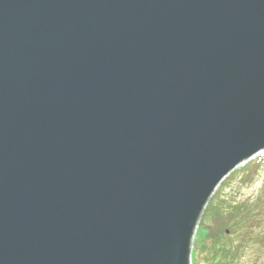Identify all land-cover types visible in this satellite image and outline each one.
<instances>
[{
	"label": "water",
	"instance_id": "obj_1",
	"mask_svg": "<svg viewBox=\"0 0 264 264\" xmlns=\"http://www.w3.org/2000/svg\"><path fill=\"white\" fill-rule=\"evenodd\" d=\"M264 149V0H0V264H189Z\"/></svg>",
	"mask_w": 264,
	"mask_h": 264
},
{
	"label": "rangeland",
	"instance_id": "obj_2",
	"mask_svg": "<svg viewBox=\"0 0 264 264\" xmlns=\"http://www.w3.org/2000/svg\"><path fill=\"white\" fill-rule=\"evenodd\" d=\"M259 163V172L256 178L247 185L239 184V176L243 167L247 164ZM248 165V166H249ZM264 151L253 159L239 165L236 172L225 179L219 186V190L214 192L206 203L191 241L190 264H216V259L220 260V244L215 240V224L219 208L224 213L223 207L233 204H241L245 210H251L254 214L253 220H246L245 224L239 225L238 230H230L226 233L223 245L226 248L238 247L241 244L239 253L233 264H264V204L256 209L260 201L264 202ZM218 188V187H217ZM216 188V189H217ZM257 198L259 202L256 201ZM224 200V204L222 201ZM256 201V202H255ZM221 204H223L221 206ZM210 205V206H209ZM208 206V209H206ZM221 206V207H220ZM253 217L252 216H248ZM241 228V229H240ZM239 243V244H238ZM222 246V245H221ZM223 247V246H222ZM220 264H224L221 263Z\"/></svg>",
	"mask_w": 264,
	"mask_h": 264
},
{
	"label": "trees",
	"instance_id": "obj_3",
	"mask_svg": "<svg viewBox=\"0 0 264 264\" xmlns=\"http://www.w3.org/2000/svg\"><path fill=\"white\" fill-rule=\"evenodd\" d=\"M259 163H253L249 166H247L246 168H244L241 171V175L239 176V184L242 186L247 185L250 181L254 180L259 172ZM231 175H229L230 177ZM264 183V181H263ZM260 198H257L256 201L259 202ZM255 201V202H256ZM222 203L224 204V200L222 201ZM234 203V202H233ZM226 207L224 206V213H221V209H222V205L221 204V209L219 208L218 215H217V219H216V224H215V240L217 243L220 244L219 248H217V250L220 253L221 259L218 260L216 259V264H220L221 261L224 264H233L234 260H236V257L239 253V249L241 248V244L238 247H233V245L230 246V248H226L225 245H223L222 242H224V238L226 236V232L228 234H230V230H238L239 225L241 224H245V221L247 220L248 222L250 220H253L254 218V214L251 213V210H245L244 206H241V204H233ZM264 204L263 201H260V203L258 205H256V209L258 207H260V205ZM210 206V205H209ZM208 209V206L207 208ZM253 217H248V216H252ZM241 229V228H240ZM239 244V243H238ZM223 247H222V246Z\"/></svg>",
	"mask_w": 264,
	"mask_h": 264
},
{
	"label": "bare ground",
	"instance_id": "obj_4",
	"mask_svg": "<svg viewBox=\"0 0 264 264\" xmlns=\"http://www.w3.org/2000/svg\"><path fill=\"white\" fill-rule=\"evenodd\" d=\"M264 151V149L263 150H261V151H259L258 153H255L253 156H251V157H249L246 161H244V162H242V163H240L239 165H241V164H243L244 165V163H246L248 160H250V159H253L254 157H256L259 153H261V152H263ZM239 165H237L233 170H231L230 171V173L227 175V176H225L219 183H218V185L216 186V188L213 190V193L214 192H217L216 190H219V186H220V184L225 180V179H227V178H229V175H233L235 172H236V168L239 166ZM249 164H247V165H245L244 167H243V169L244 168H246L247 166H248ZM213 193H212V195H213ZM198 224V223H197ZM197 224H196V226H197ZM195 229H196V227H195ZM195 229H194V233H195ZM194 233H193V235H192V239H193V236H194ZM227 233V232H226ZM192 239H191V241H192ZM191 244H190V252H191ZM189 258H190V254H189ZM190 264V263H189Z\"/></svg>",
	"mask_w": 264,
	"mask_h": 264
}]
</instances>
